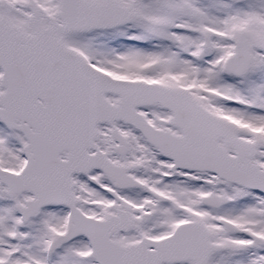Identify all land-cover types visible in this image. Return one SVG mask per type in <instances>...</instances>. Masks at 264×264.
Returning a JSON list of instances; mask_svg holds the SVG:
<instances>
[{
	"label": "snow or ice",
	"instance_id": "1",
	"mask_svg": "<svg viewBox=\"0 0 264 264\" xmlns=\"http://www.w3.org/2000/svg\"><path fill=\"white\" fill-rule=\"evenodd\" d=\"M0 264H264V0H0Z\"/></svg>",
	"mask_w": 264,
	"mask_h": 264
}]
</instances>
